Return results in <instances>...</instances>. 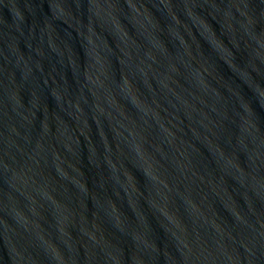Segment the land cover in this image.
Returning <instances> with one entry per match:
<instances>
[{
  "label": "water",
  "instance_id": "1",
  "mask_svg": "<svg viewBox=\"0 0 264 264\" xmlns=\"http://www.w3.org/2000/svg\"><path fill=\"white\" fill-rule=\"evenodd\" d=\"M0 264H264V0H0Z\"/></svg>",
  "mask_w": 264,
  "mask_h": 264
}]
</instances>
